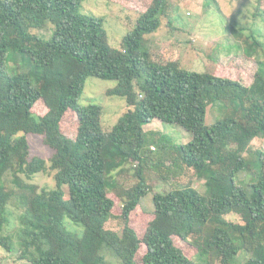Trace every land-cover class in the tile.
<instances>
[{
    "label": "trees",
    "instance_id": "1",
    "mask_svg": "<svg viewBox=\"0 0 264 264\" xmlns=\"http://www.w3.org/2000/svg\"><path fill=\"white\" fill-rule=\"evenodd\" d=\"M83 1L0 0V247L11 252L15 245L2 235L6 207L14 206L18 258L30 264H110L109 257L118 264H233L240 252L247 257L239 264H264V151L249 150L264 139V59L255 60L249 86L164 59L145 36L159 30L163 17L171 24V0L144 5L134 29L113 48L103 19L79 11ZM259 18L264 13L254 15ZM47 23L49 38L30 33ZM243 35L235 36L241 43L233 55L255 57L263 43ZM243 43L246 51L238 49ZM88 77L115 81L106 95L125 100L126 111L110 130L102 128L99 106L79 103ZM211 103L221 117L208 125ZM36 104L43 114L33 113ZM68 112L77 120L73 138L61 131ZM154 119L191 139L179 145L163 139L153 152L143 128ZM27 134L42 136L53 150L48 161L29 157ZM256 162L257 172L241 185L246 181L237 175ZM153 167L162 170L156 184L169 186L188 171L191 183L153 193V211L144 214L151 220L139 237L130 217L154 191ZM48 171L53 188L29 183ZM123 175L133 179L130 185ZM109 193L121 204L120 233L104 227L114 207ZM230 214H241L244 223L228 221ZM198 228L203 234L193 242ZM187 245H195L198 261Z\"/></svg>",
    "mask_w": 264,
    "mask_h": 264
},
{
    "label": "rangeland",
    "instance_id": "2",
    "mask_svg": "<svg viewBox=\"0 0 264 264\" xmlns=\"http://www.w3.org/2000/svg\"><path fill=\"white\" fill-rule=\"evenodd\" d=\"M150 2L151 0H84L79 11L83 14L101 17L108 43L113 48H120L122 39L134 29L138 13L142 12ZM171 2L174 8L169 15L171 24L169 25L166 18L163 17L159 30L152 35L145 36L149 45L151 43L153 48L162 50L165 55L164 59H168V57L179 58L182 68L196 72L208 71L218 77L236 80L244 86H249L256 71L255 60L257 58L264 59V20L261 18L254 19V15L264 13V0H171ZM251 27L252 32L250 33ZM29 31L47 39L53 32V26L47 23L44 29H30ZM240 32L244 33L247 40L256 38L263 43V48H257L255 57L249 58L245 54L233 55L235 54L234 49L241 43H237L235 38ZM247 44L243 43L242 49H238L246 51ZM215 56L218 57L213 59ZM115 86V81L88 77L79 99L81 105L95 104L100 107V121L105 131L110 130L115 125L127 108L123 98L106 95V92ZM212 104L207 106L205 120L208 125L213 124L221 117L218 107ZM44 111L43 106L38 104L33 109V113L36 115H41ZM76 130L77 120L71 112H68L61 122V131L64 135L73 138ZM143 130L145 133L150 132V137L147 136V144L152 145L150 147L152 151L153 148L157 149L156 146L161 145L163 139L179 145L192 137L190 132L178 126L164 124L156 119L145 125ZM25 137L29 145V157L36 156L48 161L53 150L43 143L42 136L27 134ZM256 149L264 151V139H255L251 143L249 150L254 152ZM153 154L161 157L163 153L155 152ZM169 157L167 154L164 155L163 159L167 160ZM257 169L258 164L256 162L250 167V171L240 172L237 175L238 180L246 181L245 183L240 182V184L243 186L248 184V179L255 175ZM158 170L157 167H153L152 174L150 173L148 177L149 184L155 185L154 191L141 199L140 206H138L140 211L137 210L130 217V224L137 231L139 237H142L147 223L151 220L149 215L145 216L144 214L153 211V193L165 191L171 185L181 186L187 182L191 183L192 172L188 171L186 174L173 178L169 186L158 182L156 184V178L162 171L159 170L158 172ZM53 173L50 171L39 173L28 181L39 189H51L54 187ZM122 178L124 175L120 178L121 182ZM132 181V178L123 180L125 185H130ZM193 185L200 188V183H195V180ZM63 190L67 196L66 188ZM108 196L113 200L114 207L111 217L104 227L107 230L120 233L121 204L114 193H109ZM18 216L17 208L14 206L6 207V223L2 229V235L12 238L15 245L11 252H6L0 247V264H30V262L18 258L20 254L17 244L18 238L16 239L19 231ZM226 219L238 224H243L245 221L241 214H230L226 216ZM202 234V229L198 228L191 238L192 241L199 240ZM186 248L188 255L193 260L198 261L199 256L195 245H187ZM246 257L245 252H240L233 264L241 263ZM107 261L110 264H118L110 257ZM137 262H141V253Z\"/></svg>",
    "mask_w": 264,
    "mask_h": 264
}]
</instances>
